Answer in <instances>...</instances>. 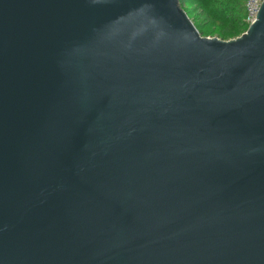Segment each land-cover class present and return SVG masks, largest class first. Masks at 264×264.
<instances>
[{"label": "water", "instance_id": "95a60500", "mask_svg": "<svg viewBox=\"0 0 264 264\" xmlns=\"http://www.w3.org/2000/svg\"><path fill=\"white\" fill-rule=\"evenodd\" d=\"M0 264H264V0H0Z\"/></svg>", "mask_w": 264, "mask_h": 264}, {"label": "trees", "instance_id": "16d2710c", "mask_svg": "<svg viewBox=\"0 0 264 264\" xmlns=\"http://www.w3.org/2000/svg\"><path fill=\"white\" fill-rule=\"evenodd\" d=\"M247 0H180L203 36L230 40L242 35L246 22Z\"/></svg>", "mask_w": 264, "mask_h": 264}, {"label": "built area", "instance_id": "2783aa9c", "mask_svg": "<svg viewBox=\"0 0 264 264\" xmlns=\"http://www.w3.org/2000/svg\"><path fill=\"white\" fill-rule=\"evenodd\" d=\"M262 5V0H247L246 1V22L248 25H251L256 19L257 14L260 10V7Z\"/></svg>", "mask_w": 264, "mask_h": 264}]
</instances>
